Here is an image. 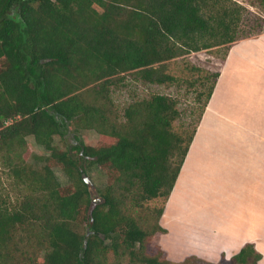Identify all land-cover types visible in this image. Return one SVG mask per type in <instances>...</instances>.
Returning a JSON list of instances; mask_svg holds the SVG:
<instances>
[{
    "label": "trees",
    "instance_id": "16d2710c",
    "mask_svg": "<svg viewBox=\"0 0 264 264\" xmlns=\"http://www.w3.org/2000/svg\"><path fill=\"white\" fill-rule=\"evenodd\" d=\"M249 4L263 17L236 0H0V264H258L251 244L217 263L151 248L219 72L182 81L199 85L186 126L178 99L150 88L180 86L177 58L226 46L223 62L263 34L264 0ZM127 74L143 94L121 105ZM88 130L97 144L79 139ZM28 137L45 151L36 162ZM92 166L106 175L99 204Z\"/></svg>",
    "mask_w": 264,
    "mask_h": 264
},
{
    "label": "crops",
    "instance_id": "0c3cea01",
    "mask_svg": "<svg viewBox=\"0 0 264 264\" xmlns=\"http://www.w3.org/2000/svg\"><path fill=\"white\" fill-rule=\"evenodd\" d=\"M218 72L160 220L166 237L178 246L165 244L162 234L155 241L163 251L173 252L167 257L164 251L174 262L195 256L214 263L251 244L262 255L258 264H264V33L232 44ZM200 183L205 193L223 192L221 209L208 213V226L199 220L198 194L189 187L200 190ZM181 229L186 239L179 237Z\"/></svg>",
    "mask_w": 264,
    "mask_h": 264
},
{
    "label": "rangeland",
    "instance_id": "374dc122",
    "mask_svg": "<svg viewBox=\"0 0 264 264\" xmlns=\"http://www.w3.org/2000/svg\"><path fill=\"white\" fill-rule=\"evenodd\" d=\"M236 1L244 5L247 9H249L255 15L263 17L262 12L259 8L253 7L249 4V1L251 0H236ZM225 50H226V46L216 47V48H212L209 50H203L200 52L191 53L187 56H184L183 58H177L173 60L172 62H170L169 71L172 74L183 78L181 79L180 86L176 84L174 85L167 84V85H160V86H155V87L150 88L151 91H157L160 93H164V94L170 95L178 99L179 101L178 108L181 111L182 115H181V118L178 120V122H176L175 124L176 127H179L181 124L186 126L187 123L193 121L194 118H196V115L198 114V108L200 107V103L196 102V99H195V96H196L195 91L199 85H196V86L194 85L186 89L185 88L186 85L185 83H182V81L183 80L188 81L187 79L199 80V79H203V77L207 75L208 73L211 75V74L218 72L221 67L222 57H223ZM126 78H127L126 87L117 89V92L114 95L116 101L121 105H123L124 103H128L129 101L133 99V97L142 96L143 94V85L141 83L134 80L135 78L131 74H127ZM78 136H79V139L87 145H95L99 141L98 134L93 130H88L86 132H83V134H78ZM66 139H67V142L69 143H71V140H73L71 135H67ZM55 144L57 145L59 144L58 146H61V147L64 146L63 145L64 142L62 143L60 137L58 136L55 137ZM44 153H45L44 149L38 146L32 137L27 138V150L25 154L27 156L28 161L36 162V159L33 158V155H42ZM200 164L201 163H199V165ZM86 170L87 172L85 176L90 177L95 187V191L97 192V189L103 187L104 184L106 183V175L97 166H92L90 168H87ZM55 172L58 178L60 179V181L62 183H65L66 178L63 172L58 168L55 169ZM217 178L218 176L216 177V179ZM217 180H220V178ZM212 182L214 183V188H217L219 182H216L215 180ZM189 187L191 188V190H194L195 194H198V196H200V197L197 196V199H196V202L200 203L199 208L201 209V211L199 212L200 213L199 220L201 221L202 226H208V222H209L208 213L212 211L217 212L218 210L221 209L220 204L218 205V201L222 198L223 192L218 191L214 194H212L211 192L205 193V188L202 183H200V190L197 188L196 189L193 188V186H189ZM191 190H187L185 194L189 193ZM184 195H181L179 200H182L184 198ZM178 205H181V204L178 203ZM204 213H207V214H204ZM235 228L239 229L237 224H235ZM182 231L184 230L181 229L179 233L180 238L182 235ZM162 235L164 236L161 239H163L165 244L166 242H169L170 245L173 247H175L176 245L178 246V243L176 242V240L172 241L170 237H166L165 234H162ZM181 239H186V237L185 238L183 237ZM186 242L187 241L184 240V242L182 243L183 251H184V247L185 248L187 247ZM154 245H158V241H155L152 243L151 245L152 250L155 249ZM168 251L169 252L165 251L167 254V257L168 256L171 257L173 255V252H171V250H168ZM183 256H184L183 253L179 255L175 254L176 259H178L179 257H183ZM226 257L227 256H224L226 261L231 258V257L230 258H226ZM220 259L219 260L217 259L218 261L216 260L214 263L219 262ZM207 263H212V262L207 261ZM194 264H206V263L195 262ZM225 264H228V262H226Z\"/></svg>",
    "mask_w": 264,
    "mask_h": 264
},
{
    "label": "water",
    "instance_id": "95a60500",
    "mask_svg": "<svg viewBox=\"0 0 264 264\" xmlns=\"http://www.w3.org/2000/svg\"><path fill=\"white\" fill-rule=\"evenodd\" d=\"M84 181L89 187V192L92 198V204L102 203L104 200L99 196V194L95 191V187L90 179V177L84 175Z\"/></svg>",
    "mask_w": 264,
    "mask_h": 264
}]
</instances>
